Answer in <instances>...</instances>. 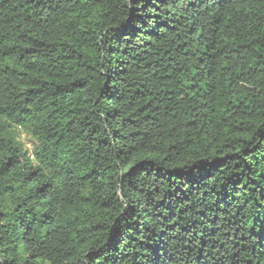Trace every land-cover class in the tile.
Listing matches in <instances>:
<instances>
[{
	"label": "trees",
	"instance_id": "obj_1",
	"mask_svg": "<svg viewBox=\"0 0 264 264\" xmlns=\"http://www.w3.org/2000/svg\"><path fill=\"white\" fill-rule=\"evenodd\" d=\"M0 264H264V0H0Z\"/></svg>",
	"mask_w": 264,
	"mask_h": 264
},
{
	"label": "rangeland",
	"instance_id": "obj_2",
	"mask_svg": "<svg viewBox=\"0 0 264 264\" xmlns=\"http://www.w3.org/2000/svg\"><path fill=\"white\" fill-rule=\"evenodd\" d=\"M22 140L25 143L28 152L30 153L32 151V143L30 142L28 137L25 135H22Z\"/></svg>",
	"mask_w": 264,
	"mask_h": 264
}]
</instances>
